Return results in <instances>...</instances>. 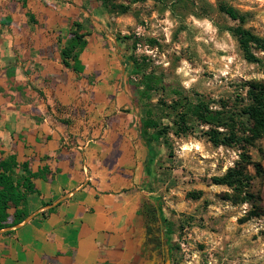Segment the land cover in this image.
<instances>
[{
  "label": "rangeland",
  "instance_id": "obj_1",
  "mask_svg": "<svg viewBox=\"0 0 264 264\" xmlns=\"http://www.w3.org/2000/svg\"><path fill=\"white\" fill-rule=\"evenodd\" d=\"M220 2L245 15V22L222 13ZM112 3L128 11L111 13V7L105 9L101 3L103 12H85L99 34L102 53L89 55L87 63L99 66L97 72L88 69L84 75H93L99 83L121 75L116 106L127 118L118 131L130 138L124 160L132 178L137 176L146 203L157 209L164 223L166 264H264V139L249 149L262 171L250 166L254 180L249 192L254 198L247 200L246 193L212 182L234 167L239 147L213 146L205 136L209 127L194 118L186 134L176 124L179 104L185 100L213 110L239 108L248 104L252 83L264 84V52H256L261 63H248L230 32L242 26L264 37V0ZM50 29L62 32L60 24ZM85 33L87 40L90 33ZM144 108L157 124L148 136L159 135L152 139L155 155L150 167L145 165L147 148L140 137L139 111ZM89 120L85 118L83 130ZM253 201L261 209H255Z\"/></svg>",
  "mask_w": 264,
  "mask_h": 264
},
{
  "label": "crops",
  "instance_id": "obj_2",
  "mask_svg": "<svg viewBox=\"0 0 264 264\" xmlns=\"http://www.w3.org/2000/svg\"><path fill=\"white\" fill-rule=\"evenodd\" d=\"M93 9L104 10L99 0H0V151L17 153L33 171L49 167L34 180L23 222L0 230V264H148L146 198L124 160L130 138L118 131L121 75L101 83L84 75L99 66L87 63L89 55L102 53L85 13ZM75 21L90 33L78 77L65 72L58 50V37L64 43ZM58 104L67 109L65 122Z\"/></svg>",
  "mask_w": 264,
  "mask_h": 264
},
{
  "label": "trees",
  "instance_id": "obj_3",
  "mask_svg": "<svg viewBox=\"0 0 264 264\" xmlns=\"http://www.w3.org/2000/svg\"><path fill=\"white\" fill-rule=\"evenodd\" d=\"M99 1L105 9H110L111 7V13L124 14L128 11V7L122 4H110L111 0ZM219 10L233 21L245 22V15H242L226 3L220 2ZM30 21L31 24L36 26L39 24L33 15L30 16ZM73 27H75L76 31H72L70 37L66 36L64 43L63 39L58 37V50L65 72L78 77L85 70L81 61V54L87 48L88 41L85 39L87 34L83 33L85 24L75 21ZM230 32L238 42L244 59L252 64L261 63V59L256 52H264V37L242 26L231 28ZM120 86L121 83L118 81L117 88L119 89ZM248 100V104L243 107L227 109L224 106L214 110L208 106L191 104L185 100L179 104L177 113L179 121L176 122L182 133L186 134L189 128L188 124L191 118H194L200 124L209 127L205 136L213 146L239 147L241 153L234 167L230 168L223 176L213 177L212 182L216 185H225L239 195L246 193L247 200L254 198L249 192L251 183L254 180L250 172V166L253 165L259 173L262 171L258 163L252 162L249 149L256 142L264 139V84L252 83ZM66 110V107L60 104L57 105L56 115L60 122H65ZM127 112L129 111H123V114H128ZM147 114L148 110L145 108L139 111L140 137L144 143L143 145L147 148L145 165L150 167L155 155L154 149L151 147L152 139H158L159 135L148 136V130L157 128V124L153 119L148 118ZM35 116L36 122H38L41 117L38 114H35ZM105 121L107 123L112 121L110 115L106 117ZM121 121L120 118L117 119V122ZM100 122L97 123V126H99ZM117 122L116 124H118ZM46 140H50V137L48 136ZM48 173V166H43L39 170L33 171L28 161H19L17 153L6 154L4 151H0V230L23 222L27 216L25 200L29 194L35 191L34 180L41 176L44 178ZM253 204H255V209H261L257 202ZM11 210H13L12 214L10 213ZM259 215H261L260 212L256 213V216ZM155 221V211H153V217L148 219L147 222L151 224V222L154 223Z\"/></svg>",
  "mask_w": 264,
  "mask_h": 264
},
{
  "label": "flooded vegetation",
  "instance_id": "obj_4",
  "mask_svg": "<svg viewBox=\"0 0 264 264\" xmlns=\"http://www.w3.org/2000/svg\"><path fill=\"white\" fill-rule=\"evenodd\" d=\"M153 211H155L156 221L149 224L148 219L153 217ZM145 249L149 255L148 264H166L167 252L165 249V231L164 223L160 221L157 209L147 204V211L145 216Z\"/></svg>",
  "mask_w": 264,
  "mask_h": 264
}]
</instances>
